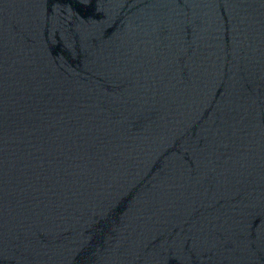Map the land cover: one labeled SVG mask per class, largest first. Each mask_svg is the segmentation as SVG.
Segmentation results:
<instances>
[{
  "label": "water",
  "instance_id": "1",
  "mask_svg": "<svg viewBox=\"0 0 264 264\" xmlns=\"http://www.w3.org/2000/svg\"><path fill=\"white\" fill-rule=\"evenodd\" d=\"M0 264H264V0H0Z\"/></svg>",
  "mask_w": 264,
  "mask_h": 264
}]
</instances>
